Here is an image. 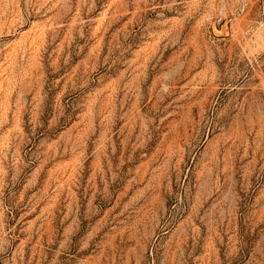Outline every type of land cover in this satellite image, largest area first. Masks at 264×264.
<instances>
[{
	"label": "rangeland",
	"instance_id": "1",
	"mask_svg": "<svg viewBox=\"0 0 264 264\" xmlns=\"http://www.w3.org/2000/svg\"><path fill=\"white\" fill-rule=\"evenodd\" d=\"M0 264H264V0H0Z\"/></svg>",
	"mask_w": 264,
	"mask_h": 264
}]
</instances>
